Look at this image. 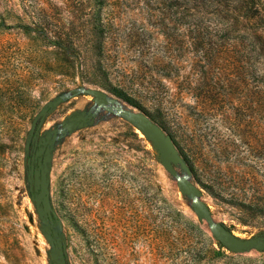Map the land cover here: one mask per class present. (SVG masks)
Segmentation results:
<instances>
[{"label": "rangeland", "instance_id": "rangeland-1", "mask_svg": "<svg viewBox=\"0 0 264 264\" xmlns=\"http://www.w3.org/2000/svg\"><path fill=\"white\" fill-rule=\"evenodd\" d=\"M102 1L97 16L90 0H0V264H52L23 146L32 117L58 96L39 135L58 130L47 178L66 264H188L189 255L200 256L194 264H264V251L253 247L210 249L216 240L175 178L189 180L212 221L237 238L264 236V119L253 111V78L233 54H192L182 18L171 29L160 0ZM223 12L264 54V0H234ZM85 87L100 90L105 103L97 106ZM122 111L142 112L163 135L161 126L176 130L191 165L172 143L179 160L169 161L171 173ZM81 113L92 116L61 130Z\"/></svg>", "mask_w": 264, "mask_h": 264}, {"label": "water", "instance_id": "water-1", "mask_svg": "<svg viewBox=\"0 0 264 264\" xmlns=\"http://www.w3.org/2000/svg\"><path fill=\"white\" fill-rule=\"evenodd\" d=\"M81 91L91 97V100L97 105L102 106L105 103L104 94L92 87L82 88ZM62 97L58 96L44 103L36 114L32 117L27 138L23 146L24 156L28 153L30 142H35L38 146L34 150L31 157H26V162L33 161L37 158V166L33 169L30 164V169L27 172L26 180L29 183V197L33 201L38 217L43 223V236L47 240L50 247L49 257L52 264H66L63 254V243L57 233L51 228L52 218L55 216L54 211L49 201L48 192V166L50 159L49 145L54 140L57 128H53L49 133L39 135V128L48 111L61 101ZM126 118L135 124L145 136H147L157 148L159 156L164 166L173 173V169L169 161L177 162L179 160L175 149L172 147V142L168 134L163 135L161 129L149 122L147 117L142 112H127L122 111ZM91 114H77L70 116L67 120L60 122L62 131H70L74 127H81L91 117ZM41 156V157H39ZM32 172L34 177H32ZM177 186L185 193L191 196V208L198 219H203L209 228L213 238L225 249L238 252L247 247H253L255 250L264 251V236L250 237L240 239L234 236L231 231L220 222H213L210 218L209 211L205 203L199 199V192L195 186L183 176H175Z\"/></svg>", "mask_w": 264, "mask_h": 264}, {"label": "trees", "instance_id": "trees-1", "mask_svg": "<svg viewBox=\"0 0 264 264\" xmlns=\"http://www.w3.org/2000/svg\"><path fill=\"white\" fill-rule=\"evenodd\" d=\"M82 0H78L81 3ZM96 15L99 16L102 0H90ZM234 0H160L164 10L168 11V15L173 17L171 29L177 30L181 26H177L176 16L182 18L183 33L186 38L189 51L192 54H202L207 58L214 54H233L236 61V68L240 72H246L253 78L254 97L253 111L261 113L264 119V54L259 50H263L261 46H255L254 41L249 34L244 30H239L228 24V16L223 12L230 7V3ZM97 5V8H95ZM93 10V11H94ZM0 24L3 20L0 17ZM9 28H20L23 31H28L27 24H12ZM97 32V48L100 47V39L103 28L101 22L97 20V24L93 26ZM53 44L63 46L61 42H52ZM204 92L208 90H203ZM113 93L119 96L128 104L143 110L142 106L128 96L123 90L115 88ZM204 94V93H203ZM209 96V94H207ZM211 96V95H210ZM163 130L170 136L171 142L178 149L183 159L190 164V154L188 152V145L185 139L180 136L174 129ZM259 153V152H258ZM258 156H264L260 153ZM187 229L191 234L200 235L199 227L191 220L187 221ZM190 238H193L191 236ZM210 249H213L212 243H215L218 250L223 247L217 241H210ZM200 256L189 255L188 264H194L199 260Z\"/></svg>", "mask_w": 264, "mask_h": 264}, {"label": "flooded vegetation", "instance_id": "flooded-vegetation-1", "mask_svg": "<svg viewBox=\"0 0 264 264\" xmlns=\"http://www.w3.org/2000/svg\"><path fill=\"white\" fill-rule=\"evenodd\" d=\"M37 145H36V143L35 142H30L29 143V147H28V153H27V158H29V157H31L32 156V154H33V152H34V150L35 149H37ZM39 157H41V156H39ZM30 164H32V166H33V169L37 166V158L35 159V160H33V161H31L30 160V162L29 163H27L26 162V165H27V172L29 171V169H30ZM32 177H34V173L32 172Z\"/></svg>", "mask_w": 264, "mask_h": 264}]
</instances>
